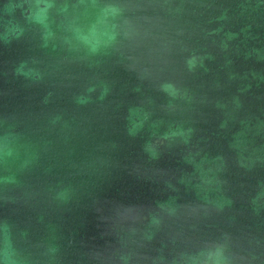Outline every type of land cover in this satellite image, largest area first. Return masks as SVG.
Segmentation results:
<instances>
[{
  "label": "water",
  "instance_id": "obj_1",
  "mask_svg": "<svg viewBox=\"0 0 264 264\" xmlns=\"http://www.w3.org/2000/svg\"><path fill=\"white\" fill-rule=\"evenodd\" d=\"M0 264H264V0H0Z\"/></svg>",
  "mask_w": 264,
  "mask_h": 264
}]
</instances>
